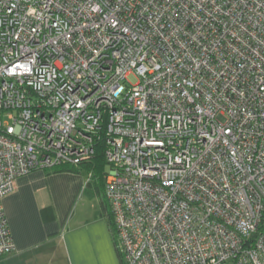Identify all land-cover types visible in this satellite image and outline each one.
I'll list each match as a JSON object with an SVG mask.
<instances>
[{
  "label": "built area",
  "instance_id": "built-area-1",
  "mask_svg": "<svg viewBox=\"0 0 264 264\" xmlns=\"http://www.w3.org/2000/svg\"><path fill=\"white\" fill-rule=\"evenodd\" d=\"M99 147L125 264H264V0H0V255Z\"/></svg>",
  "mask_w": 264,
  "mask_h": 264
},
{
  "label": "crops",
  "instance_id": "crops-1",
  "mask_svg": "<svg viewBox=\"0 0 264 264\" xmlns=\"http://www.w3.org/2000/svg\"><path fill=\"white\" fill-rule=\"evenodd\" d=\"M91 181L85 168L19 176L3 198L15 248L0 255V264H125L110 209L75 207Z\"/></svg>",
  "mask_w": 264,
  "mask_h": 264
},
{
  "label": "trees",
  "instance_id": "trees-1",
  "mask_svg": "<svg viewBox=\"0 0 264 264\" xmlns=\"http://www.w3.org/2000/svg\"><path fill=\"white\" fill-rule=\"evenodd\" d=\"M101 149L102 148L99 147L97 154L93 158L89 160H85L81 162L80 164L64 163V164L53 166L47 169L52 170V171H60V170H74L75 171V170H81L82 168H85L88 171L89 180L95 179L96 181H100V188L98 189L103 193V196L106 202H108L106 195H105V191H104L105 157ZM109 214L112 217V221H113L114 218H113L111 209L109 210ZM113 224H114V221H113Z\"/></svg>",
  "mask_w": 264,
  "mask_h": 264
},
{
  "label": "rangeland",
  "instance_id": "rangeland-1",
  "mask_svg": "<svg viewBox=\"0 0 264 264\" xmlns=\"http://www.w3.org/2000/svg\"><path fill=\"white\" fill-rule=\"evenodd\" d=\"M98 188H100V181L94 179L86 189L77 193L78 197L75 201V207H77L78 211L103 212L106 206L111 209L109 202H106L103 193Z\"/></svg>",
  "mask_w": 264,
  "mask_h": 264
}]
</instances>
